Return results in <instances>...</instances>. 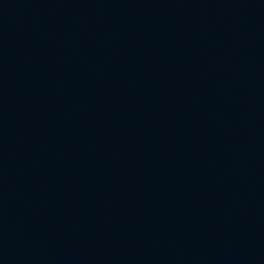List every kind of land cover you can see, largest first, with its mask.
<instances>
[{
    "label": "water",
    "instance_id": "95a60500",
    "mask_svg": "<svg viewBox=\"0 0 264 264\" xmlns=\"http://www.w3.org/2000/svg\"><path fill=\"white\" fill-rule=\"evenodd\" d=\"M0 264H264V1L0 0Z\"/></svg>",
    "mask_w": 264,
    "mask_h": 264
}]
</instances>
